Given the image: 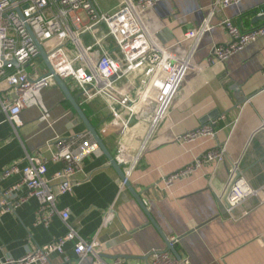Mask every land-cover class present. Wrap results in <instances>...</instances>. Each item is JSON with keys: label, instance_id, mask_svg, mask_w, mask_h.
Segmentation results:
<instances>
[{"label": "crops", "instance_id": "0c3cea01", "mask_svg": "<svg viewBox=\"0 0 264 264\" xmlns=\"http://www.w3.org/2000/svg\"><path fill=\"white\" fill-rule=\"evenodd\" d=\"M120 3L98 0L105 13L113 12ZM211 13L215 14L214 29L203 37L193 58L203 67L189 74L169 116L152 132L151 120H144L134 122L123 135L121 121L111 115L105 99L84 104L74 81H65L113 158L121 145L128 157L142 152L128 181L157 227L123 185L57 85L38 95L39 106L22 111V126L16 131L0 106V202L21 179L19 175L3 178L6 169L13 164L24 167L27 156L36 153L49 158L53 148L47 144L60 138L74 152L90 154L83 173L75 179L73 192L58 198V208L70 211L71 224L86 240H97V251L105 264H117L119 259L126 264H151V253L167 250V241L172 238L179 239L175 249L191 264H264V205L249 199L231 219L218 200L228 182L229 161L238 163L241 175L253 187L264 185V37L225 64L207 65L213 46L229 41L220 21L230 19L245 31L264 26V0H242L224 10L215 9L214 0H163L149 14V24L157 42L168 47L198 29ZM191 47V43L183 44L176 52L187 54ZM130 80L138 84L140 75H132ZM215 112L218 114L212 119L226 117L218 126L216 139L189 144L177 139L203 125L202 121ZM218 146L226 147V164L208 163L171 189H164L163 178ZM122 166L123 171L128 167ZM61 168V164L49 163L47 178ZM38 206V201L31 198L15 213H0V261L19 260L37 249L47 251L66 235L67 228L59 217L52 219L48 229L37 225ZM48 260L51 264L66 260L93 263L91 256H78L74 243H67L63 253L48 254Z\"/></svg>", "mask_w": 264, "mask_h": 264}, {"label": "built area", "instance_id": "2783aa9c", "mask_svg": "<svg viewBox=\"0 0 264 264\" xmlns=\"http://www.w3.org/2000/svg\"><path fill=\"white\" fill-rule=\"evenodd\" d=\"M161 1L121 0L117 9L105 13L98 0H0V106L13 129L22 126V111L39 106L38 95L56 85L54 75L64 82L74 81L84 104L96 98L105 99L111 115L121 121L123 135L134 122L144 120H151V132L156 129L169 116L189 74L203 67L194 63L193 58L203 37L214 29L215 16L211 13L198 29L185 33L176 45L165 47L157 42L149 24V14ZM241 1L214 0V8L224 10ZM220 25L227 31L229 41L213 46L208 66L225 64L264 37V26L245 31L230 19L221 20ZM37 43L44 49L54 74L47 69L41 73L33 66L34 61L41 59ZM188 43L192 47L187 54L176 52ZM138 74L140 81L134 84L130 78ZM225 121L222 115L177 139L188 144L216 139L218 126ZM47 147L53 148L49 158L36 153L27 156L24 167L13 164L6 169L3 178L19 175L21 179L4 193L0 213H15L35 198L39 204L37 225L48 229L52 219L59 217L67 233L47 251L37 249L19 260L6 259L0 264H51L48 254L63 253L67 243H74L81 259L91 256L92 264H105L97 251L100 247L97 240H86L71 224L70 211L58 208V198L73 192L75 179L83 173L90 151L76 153L60 138ZM96 151L100 152L98 148ZM141 157L142 152L128 157L121 145L114 159L120 165H128L124 174L129 180ZM227 158L226 147L207 150L185 168L163 178L164 189H171L208 163L226 164ZM49 163L62 165L51 179L47 178ZM228 165V182L218 200L225 205L230 218L235 219L236 210L249 199H257L259 205H264V185L253 187L241 175L237 162L229 161ZM169 243L175 248L179 239L172 238ZM151 257V264H191L189 258H176L168 249L154 251ZM62 264L73 263L66 260ZM117 264L126 263L119 259Z\"/></svg>", "mask_w": 264, "mask_h": 264}, {"label": "water", "instance_id": "95a60500", "mask_svg": "<svg viewBox=\"0 0 264 264\" xmlns=\"http://www.w3.org/2000/svg\"><path fill=\"white\" fill-rule=\"evenodd\" d=\"M38 48L40 51V57L43 60L46 69L48 70L49 73H53L54 71L48 61L47 55L44 51V49L42 48V46L40 44H38ZM15 64V63H14ZM54 80L56 85L62 90L63 94L65 95V97L67 98V100L71 103V105L73 106L74 110L76 111V113L78 114V116L80 117V119L82 120V122L85 124L88 133L90 134V136L93 137L95 143L98 145V147L100 148V150L108 157V159L111 162L112 167L117 171V173L119 174L121 180L123 182H125V186L130 190V192L132 193L134 199L137 201V203L142 207V209L144 210V212L147 214L148 218L150 219L151 223L157 227L156 223L154 222L153 218L151 217L146 205L144 204L142 198L135 193V191L132 189L130 182L127 180L124 171H123V166L118 164L115 159L110 155L109 151L107 150L102 138L100 137V135L98 134L96 128L91 124V122L88 120L87 116L85 115V113L83 112V110L81 109V107L79 106V104L77 103V101L74 99V97L71 95L67 85L65 84V82L63 80H61V78L57 75H54ZM217 112L209 115V117H206L202 123L206 124L210 119L213 118V116H217ZM210 118V119H209ZM121 130V129H119ZM167 240V239H166ZM167 246H168V251L175 256L176 258H181V256L178 254V252L176 251V249L174 247H171L169 241H167Z\"/></svg>", "mask_w": 264, "mask_h": 264}, {"label": "rangeland", "instance_id": "374dc122", "mask_svg": "<svg viewBox=\"0 0 264 264\" xmlns=\"http://www.w3.org/2000/svg\"><path fill=\"white\" fill-rule=\"evenodd\" d=\"M82 19L84 20V17L83 16H82ZM33 66L35 68H37V69H40V72L41 73H43L45 71V65H44V63L40 59L34 61Z\"/></svg>", "mask_w": 264, "mask_h": 264}]
</instances>
